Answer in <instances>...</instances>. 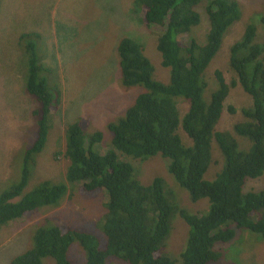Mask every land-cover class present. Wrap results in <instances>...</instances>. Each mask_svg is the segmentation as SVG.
I'll list each match as a JSON object with an SVG mask.
<instances>
[{
  "label": "trees",
  "instance_id": "16d2710c",
  "mask_svg": "<svg viewBox=\"0 0 264 264\" xmlns=\"http://www.w3.org/2000/svg\"><path fill=\"white\" fill-rule=\"evenodd\" d=\"M133 3L146 28L161 27L156 49L161 66L169 70L168 81L153 78L154 66L141 38L120 37L116 51L121 82L124 88L137 86L138 93L116 120L107 122L110 138L103 130L91 129L84 114L68 122L63 178L39 180L33 189L27 184L53 126L60 89L51 79L55 69H47L40 51L36 52L40 34L27 32L19 37L26 65L23 89L32 104L26 123L29 141L16 167L18 180L0 186V229L30 218L39 209L58 206L71 191L90 199L101 197L103 216L89 231L51 217L33 221L28 244L10 257L8 264H46V258L54 264H234L222 260L219 246L234 238L235 229L264 239V189L244 190L246 179L264 173V41L257 40V25L247 24L229 48L232 81L227 83L224 73L215 70L217 88L205 101L204 71L220 50L226 31L241 20L239 1L206 0L204 41L189 36L186 44L180 36L199 25L201 0ZM262 10L256 18L264 32V5ZM237 83L252 99V105L241 108L233 119V132L248 139L242 148L231 132L215 129L229 87ZM175 98L188 105L182 117ZM226 108L236 114L233 105ZM179 128L190 138V146L183 145L176 133ZM212 142L217 144L224 165L207 179ZM156 154L170 160V174L191 201L208 200L205 213H189L185 207L181 210L173 205L163 193L162 178L144 184L137 177L140 172L134 161ZM173 211L189 227L184 247L176 255L170 253L166 242ZM74 243L79 252L75 245L72 256Z\"/></svg>",
  "mask_w": 264,
  "mask_h": 264
},
{
  "label": "rangeland",
  "instance_id": "374dc122",
  "mask_svg": "<svg viewBox=\"0 0 264 264\" xmlns=\"http://www.w3.org/2000/svg\"><path fill=\"white\" fill-rule=\"evenodd\" d=\"M238 1L242 10L241 20L226 31L220 50L204 71L205 101L217 88L215 70L224 73L227 83L232 81L234 75L228 66L229 48L240 37L244 27L255 23L257 40L264 41V32L256 18L258 12H263L264 0ZM205 2L201 0L197 7L201 14L199 25L190 34L181 35V42L186 44L189 36L199 42L204 41L207 30ZM141 16L134 9L133 0H0V186L10 180H18L20 171L16 167L20 153L29 141L26 123L30 120L32 104L23 89L26 65L20 35L27 32L40 34L41 43L38 47L36 42V52L40 51L47 69H55L51 79L59 83L60 89L53 126L27 184V188L33 189L39 180L63 178L66 159L62 152L68 122L84 114L91 122V129L103 130L110 138L107 124L116 120L119 111L125 110L138 93L137 86L124 88L121 82L116 51L120 37L141 38L144 52L154 66L153 78L168 81L169 70L161 66V57L156 49V35L161 27L146 28ZM229 88L215 129L231 132L238 147L242 148L248 139L233 132V119H237L241 108L252 105V99L238 83ZM177 102L182 117L188 105L182 98H175ZM228 105L235 107L236 114L227 111ZM176 133L183 145H191L190 138L182 129H177ZM211 157V165L205 173L207 179L215 176L224 165V158L215 142H212ZM169 162L168 158L159 154L146 160H135L140 172L136 175L144 184L155 177L162 178L163 193L173 205L181 210L185 207L184 210L189 213H205L209 207L208 200L191 201L187 191L178 186L170 174ZM258 189H264V173L258 178L245 180V191ZM101 202V197L90 199L71 191L58 206L39 209L30 218L3 226L0 229V264H8L10 257L19 252L26 242L28 244L29 226L33 221L51 217L55 222L93 230L103 216ZM170 227L167 248L172 250V255H176L184 247L189 227L175 211L171 214ZM243 230L235 229L234 238L219 246L223 251L222 260L227 258L234 264H264V239ZM75 245L77 247V243L71 247L72 256ZM44 261L54 264L51 258Z\"/></svg>",
  "mask_w": 264,
  "mask_h": 264
}]
</instances>
